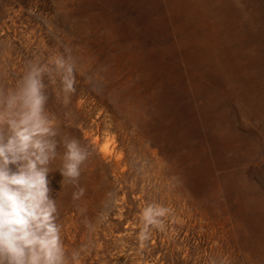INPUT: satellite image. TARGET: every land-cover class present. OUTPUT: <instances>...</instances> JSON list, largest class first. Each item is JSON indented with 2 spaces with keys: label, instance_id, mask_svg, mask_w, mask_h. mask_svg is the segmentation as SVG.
<instances>
[{
  "label": "rangeland",
  "instance_id": "obj_1",
  "mask_svg": "<svg viewBox=\"0 0 264 264\" xmlns=\"http://www.w3.org/2000/svg\"><path fill=\"white\" fill-rule=\"evenodd\" d=\"M66 47L77 92L45 80L47 107L91 152L79 200L52 174L66 251L264 264V0H0V83ZM148 204L169 212L142 241Z\"/></svg>",
  "mask_w": 264,
  "mask_h": 264
},
{
  "label": "clouds",
  "instance_id": "obj_2",
  "mask_svg": "<svg viewBox=\"0 0 264 264\" xmlns=\"http://www.w3.org/2000/svg\"><path fill=\"white\" fill-rule=\"evenodd\" d=\"M77 73L66 47L47 62L27 61L14 87L0 83V264H79L81 250L69 254L64 245L57 199L50 195L52 174L58 172L61 187L70 185L72 199L79 200L86 191L80 178L91 152L62 131L47 107L46 91L48 84H56L68 103L77 92ZM168 212L157 204L144 207L139 239H149L150 226L162 227ZM85 225L91 227L88 221Z\"/></svg>",
  "mask_w": 264,
  "mask_h": 264
}]
</instances>
